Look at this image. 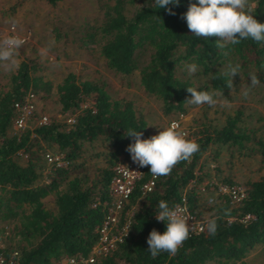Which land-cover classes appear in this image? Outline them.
Masks as SVG:
<instances>
[{
  "label": "trees",
  "instance_id": "16d2710c",
  "mask_svg": "<svg viewBox=\"0 0 264 264\" xmlns=\"http://www.w3.org/2000/svg\"><path fill=\"white\" fill-rule=\"evenodd\" d=\"M43 1L53 5L61 0ZM136 3L131 15H127V7ZM188 5L189 0H179L178 6L168 5L176 13L169 15L154 0H107L99 25L85 36L97 43L99 56L111 71L123 76L137 72L142 91L160 102L164 116L186 112L188 87L220 90L223 99H230L234 81L229 88L231 77L219 69L228 56L232 66L240 65V74L247 76L249 83L250 73L257 76L258 92L264 101V43L249 38L219 49L217 37L199 38L189 31L181 19ZM248 10L264 23V0H253ZM144 55L147 59L142 63ZM179 60L195 63L206 82L195 86L175 76L174 66ZM36 71L37 64L22 60L8 75L6 84L0 86V241L14 238V243L3 245L0 252L7 256L16 251L15 264H52L63 257L87 256L97 240L95 228L105 214L102 203L110 199L112 165L129 155L125 149L133 143L125 134L133 129L143 133L142 139L151 137L145 120L130 100L112 98L103 82L81 80L71 72L55 86L59 112L72 116L70 122L51 119L7 135L15 117L14 104L21 103L27 93L44 97L52 89L51 82ZM241 113L236 109L218 126H196L187 138L198 143L199 151L189 161L178 163L169 175L156 177L152 188L142 193L140 185L149 175V167H145L123 206V210H132L125 235L112 251L87 264H207L211 260L226 264L239 260L255 245L264 244L263 174L243 184L244 197L238 203H229L225 196L213 200L207 221L217 219L215 235L206 229L192 234L175 255L161 252L153 258L147 251L150 231L156 229L163 234L166 230V225L155 219L160 200L173 207L183 196L189 210L195 211L194 187H186L190 180H197L195 171L210 145L240 149L253 142L259 162L264 164V143L241 124ZM96 141L106 144L105 151L95 154L104 157V165L95 167L89 175L83 159L84 146ZM52 147L62 155L65 166L46 164L43 155ZM18 152L25 155L24 163L17 161ZM45 164L49 168L44 180H40ZM47 197L51 199L49 209L44 206ZM93 202H97L95 207H91ZM6 225H11L9 230Z\"/></svg>",
  "mask_w": 264,
  "mask_h": 264
},
{
  "label": "rangeland",
  "instance_id": "374dc122",
  "mask_svg": "<svg viewBox=\"0 0 264 264\" xmlns=\"http://www.w3.org/2000/svg\"><path fill=\"white\" fill-rule=\"evenodd\" d=\"M105 1L107 0H61L50 5L43 0H0V40L5 37L6 30L13 26L14 21L15 34L25 41L14 57L15 65L7 67L0 64V86L6 84L8 75L22 60L37 64L36 73L52 84L48 95L35 97L32 115L24 128H32L43 116L46 121L54 119L69 122L72 116L59 112L55 86L66 73L71 72L81 80L94 79L103 82L104 89L112 98L130 100L135 111L145 120L151 136L158 134V131L164 129L174 118H180L183 129L189 134L200 123L218 126L226 116L239 109L242 112L241 124L250 130L255 139L259 138L264 143V101L258 86L251 88L247 97L243 95L250 83L247 76H241V71L232 78L234 84L229 91L230 99L216 97L218 103L215 106L189 104L186 112L172 117L162 115L160 102L142 91L137 72L123 76L107 68L99 56L97 43L89 41L85 36L93 27L99 25ZM252 3L253 0H249V6ZM137 5L138 3L128 6L126 14L131 15L133 7ZM230 58L231 56H228L219 65L221 71H227L228 65L231 64ZM146 59L144 55L140 61L144 63ZM191 63L186 60L176 62L174 75L188 79L195 86L202 85L206 82V76L199 73V70L190 74L186 66ZM206 91L211 92L208 89ZM17 132L11 126L6 133L12 135ZM105 146L106 144L100 141L84 146L83 159L89 175H92L95 167L104 165V157L95 154L105 151ZM257 149L253 142L245 143L240 149L212 144L202 154L199 169L195 171L197 180L193 183L197 206L195 212L201 218L207 219L211 214L210 206L213 201H210V198L215 196V183L227 184L226 180H230L243 186L245 182L256 180L264 174V164L259 162ZM46 152L62 157L53 147L47 148ZM16 159L19 163H24L25 155L18 152ZM44 166L40 180H44L49 168L46 164ZM44 206L51 208L49 197L44 199ZM9 226L11 225L5 226L6 230L10 229ZM9 243H14V238L0 241V246ZM219 262L211 260L207 264H222ZM226 264H264V244L255 245L239 260Z\"/></svg>",
  "mask_w": 264,
  "mask_h": 264
},
{
  "label": "clouds",
  "instance_id": "9594fccd",
  "mask_svg": "<svg viewBox=\"0 0 264 264\" xmlns=\"http://www.w3.org/2000/svg\"><path fill=\"white\" fill-rule=\"evenodd\" d=\"M154 4L160 9L164 8L169 15L176 13L168 8V5H179V0H154ZM249 0H196L189 5L181 19L186 21L189 31L199 38L217 37L216 47L225 49L229 45H238L243 40L252 39L257 43H264V23L258 22L251 14ZM13 27L15 22L13 21ZM25 41L18 36H7L0 40V64L11 67L16 64L14 59ZM225 55L227 53L225 52ZM190 74L198 71L195 63L186 66ZM240 65H228L225 76L231 77L228 87H232V78L239 74ZM250 86L243 95L247 97L251 88L259 85L260 81L255 74L250 73ZM190 99L185 102L190 105L215 106L218 103L216 97L223 96L220 90L197 91L193 87L186 89ZM180 129L176 122L158 131V134L148 139H142V132L129 129L125 136L131 137L133 143L125 149L134 163L141 168L149 167V172L155 176H167L172 169L182 161H189L199 151V145L194 140L188 139L187 134ZM186 209L179 205L170 207L165 200L158 202L155 219L166 225L163 234L152 229L147 238L148 252L153 258L161 252L175 255L178 249L189 238L190 216ZM207 230L210 235H215L217 219H208L201 230Z\"/></svg>",
  "mask_w": 264,
  "mask_h": 264
},
{
  "label": "built area",
  "instance_id": "2783aa9c",
  "mask_svg": "<svg viewBox=\"0 0 264 264\" xmlns=\"http://www.w3.org/2000/svg\"><path fill=\"white\" fill-rule=\"evenodd\" d=\"M10 35L17 36L14 32L13 26L8 27L5 37ZM34 100L35 96L32 93H27L21 103L14 104L15 117L12 126L18 132L24 129L26 121L32 115ZM70 121L71 120H69V122ZM46 122V118L43 116L39 118L38 124H44ZM172 122L178 123L180 126L179 130L185 132L188 136V133L181 125L180 118L171 119L167 126ZM43 158L46 164L54 167L66 165V162L58 155L46 152L43 155ZM144 168L145 167L141 168L134 163L130 154L125 158H119L113 163L112 175L108 182V195L110 199L108 202L102 203V206L105 208V214L100 225L95 228L97 240L94 246L85 257H63L54 262V264H87L91 263L95 257L104 256L113 250L115 244L121 240L127 231L132 210H123V206L127 202L133 187L141 179ZM155 178L156 177L149 172L146 181L140 185L142 193L147 192L152 188ZM193 183L194 180H190L186 188H191ZM213 190L215 196L210 198V201H213L218 196H225L229 203L236 204L244 197V187L237 184L215 183ZM96 204L97 202H93L91 207H95ZM176 205L185 208L187 210L186 214L190 216V219L187 222L190 226L189 236L201 232V229L206 225L207 219L201 218L195 211H190L183 196L181 197L180 203H177L174 206ZM16 255L17 253L14 250L10 251L7 256L0 252V264H15Z\"/></svg>",
  "mask_w": 264,
  "mask_h": 264
}]
</instances>
